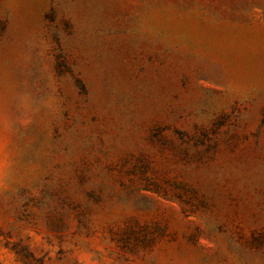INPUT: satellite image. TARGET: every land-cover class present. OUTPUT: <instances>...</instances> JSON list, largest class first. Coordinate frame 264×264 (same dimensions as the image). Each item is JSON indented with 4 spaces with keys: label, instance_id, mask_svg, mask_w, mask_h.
<instances>
[{
    "label": "rangeland",
    "instance_id": "374dc122",
    "mask_svg": "<svg viewBox=\"0 0 264 264\" xmlns=\"http://www.w3.org/2000/svg\"><path fill=\"white\" fill-rule=\"evenodd\" d=\"M0 264H264V0H0Z\"/></svg>",
    "mask_w": 264,
    "mask_h": 264
}]
</instances>
